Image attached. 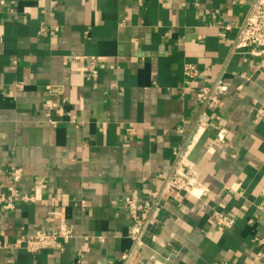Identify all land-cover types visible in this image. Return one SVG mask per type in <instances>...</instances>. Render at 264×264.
<instances>
[{"label": "crops", "instance_id": "1", "mask_svg": "<svg viewBox=\"0 0 264 264\" xmlns=\"http://www.w3.org/2000/svg\"><path fill=\"white\" fill-rule=\"evenodd\" d=\"M250 1L0 0V195L35 197L0 202V264H115L129 252L126 195L150 198L224 69L229 91L190 152L207 195L164 199L130 264H264V55L230 56ZM61 226L73 234L63 251L13 247Z\"/></svg>", "mask_w": 264, "mask_h": 264}, {"label": "built area", "instance_id": "2", "mask_svg": "<svg viewBox=\"0 0 264 264\" xmlns=\"http://www.w3.org/2000/svg\"><path fill=\"white\" fill-rule=\"evenodd\" d=\"M61 1L50 0V4L55 7ZM226 28L227 30L231 29L230 27ZM220 35L226 36L225 32H221ZM242 53L252 56L264 55V0L250 1L244 21L237 28L235 37L230 39V56ZM101 59L102 57H96L93 60L94 63H97ZM91 70L96 73L93 67H91ZM183 73L185 76L194 79L199 75V70L195 64L187 63L184 66ZM225 73L226 70H222L211 85L204 87L200 91L201 105L198 115L188 130L183 126L178 128V132L184 134V139L174 147V163L167 173L158 175L157 185L151 191L150 198L140 200L137 189L132 190L126 195L124 199L125 206L135 223V244L115 264H130V261L138 252L139 246L143 244V237L153 221L154 213L161 207L164 199L173 198L178 202H182L183 196L186 193L198 197L207 195L208 189H201L199 187V173L190 160V152L195 142L207 131L211 111L229 91V86L225 80ZM226 135L227 129L223 126L219 129L217 138L220 142H223ZM21 172L19 168L14 170L15 181L21 179ZM34 199V196L21 195L15 187H11L8 195H0V202L7 201L5 208H12L14 202L17 201H32ZM82 205H86V202L82 201ZM258 207L264 211V201ZM215 223L221 227L230 229L235 225V219L223 213H217ZM72 237V231L66 226H61L51 232L41 231L19 236L13 243V247H24L32 253L46 249L63 251L65 244ZM1 246L2 242L0 241Z\"/></svg>", "mask_w": 264, "mask_h": 264}]
</instances>
